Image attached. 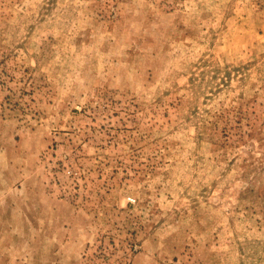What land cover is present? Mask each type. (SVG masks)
Masks as SVG:
<instances>
[{"label":"rangeland","instance_id":"obj_1","mask_svg":"<svg viewBox=\"0 0 264 264\" xmlns=\"http://www.w3.org/2000/svg\"><path fill=\"white\" fill-rule=\"evenodd\" d=\"M0 264H264V0H0Z\"/></svg>","mask_w":264,"mask_h":264}]
</instances>
